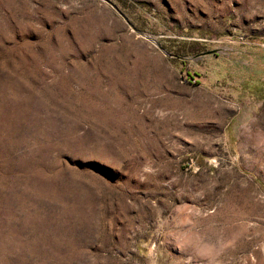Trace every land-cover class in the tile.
I'll list each match as a JSON object with an SVG mask.
<instances>
[{
    "label": "rangeland",
    "instance_id": "374dc122",
    "mask_svg": "<svg viewBox=\"0 0 264 264\" xmlns=\"http://www.w3.org/2000/svg\"><path fill=\"white\" fill-rule=\"evenodd\" d=\"M0 264H264V0H0Z\"/></svg>",
    "mask_w": 264,
    "mask_h": 264
},
{
    "label": "water",
    "instance_id": "95a60500",
    "mask_svg": "<svg viewBox=\"0 0 264 264\" xmlns=\"http://www.w3.org/2000/svg\"><path fill=\"white\" fill-rule=\"evenodd\" d=\"M215 51V50H214ZM216 52V51H215Z\"/></svg>",
    "mask_w": 264,
    "mask_h": 264
}]
</instances>
